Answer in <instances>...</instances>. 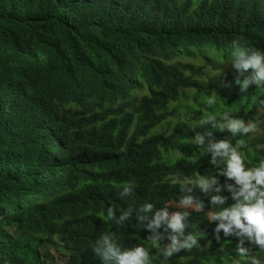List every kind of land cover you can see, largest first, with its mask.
I'll return each mask as SVG.
<instances>
[{
	"label": "clouds",
	"instance_id": "clouds-1",
	"mask_svg": "<svg viewBox=\"0 0 264 264\" xmlns=\"http://www.w3.org/2000/svg\"><path fill=\"white\" fill-rule=\"evenodd\" d=\"M169 3L0 0V264H47L45 246H33L43 232L40 213L67 198L77 176L91 168L89 154L68 146L51 104L73 107L112 94L138 80L145 66L157 62L164 52L175 50ZM232 49V68L238 73L236 85L241 92L246 93L252 85L264 86V52L247 49L238 40L232 42ZM136 92L132 91L130 98ZM216 99L214 93L207 99L208 105H214ZM205 122L233 136L248 134L257 127L228 113L221 120L210 117ZM194 142L205 146V136L198 134ZM244 143L238 140L233 145L223 140L206 146L212 154L210 163L217 167L226 163L227 171L221 174L239 186L227 185L234 204L214 207L208 215L212 222H219L215 229L218 242L221 230L226 237L241 238L236 248L239 259L233 258L230 264H264L245 247L243 239L247 237L264 252V161L257 167H247L240 151ZM195 184L205 194L222 191L215 187L216 176H198ZM131 192V186L125 185L121 196ZM228 199L215 195L211 204L225 205ZM180 205L194 206L197 211L205 208L202 201L194 202L191 196H185ZM153 209L150 203L139 209L144 214L139 216L144 228ZM188 215L179 211L170 215L163 208L149 220L147 228L152 234L148 241L158 245L170 240L163 250L165 258L198 246V234L185 236ZM107 217L122 226L132 218V209L117 218L115 208L110 207ZM164 223L172 235L159 231ZM93 250L105 264H151L144 246L122 250L112 233L101 234Z\"/></svg>",
	"mask_w": 264,
	"mask_h": 264
},
{
	"label": "trees",
	"instance_id": "trees-1",
	"mask_svg": "<svg viewBox=\"0 0 264 264\" xmlns=\"http://www.w3.org/2000/svg\"><path fill=\"white\" fill-rule=\"evenodd\" d=\"M169 2L168 21L170 34L177 42L175 50L164 52L157 62L145 66L138 80L112 94L73 107L51 104L68 146L89 154L92 164L90 170L77 176L67 198L40 213L43 232L33 246H45L43 256L47 264H105L93 250L103 233L114 234L122 250L144 246L149 252L151 242L147 237L152 232L147 224L155 211L163 208L170 215L177 211L189 213L184 221L189 225L185 236L198 234V246L175 253L168 264H230L233 258L239 259L236 248L241 238L226 237L221 230L218 242L215 229L219 222H212L208 215L214 207L222 209L234 204L227 185L237 189L239 186L221 174L225 173L226 163H220L219 167L210 163L212 154L206 146L223 140L235 145L243 140L240 151L246 166H259L264 161V104L260 103L264 96L247 101V92H241L236 85L238 73L232 68V56L227 64L218 65L204 48L232 53V42L238 40L247 49L264 52V0ZM185 58H203L214 70ZM194 89L206 99L215 93L217 99L233 108L224 113L245 123H255L256 130L233 136L226 129L221 131L207 124L208 114L197 120L186 119L188 110L174 109ZM134 90L137 92L130 98ZM240 103L245 104L237 110ZM223 114L213 117L221 120ZM164 123H171L173 129L156 133ZM207 132L212 135L207 136ZM198 134L205 136V146L194 142ZM198 176H216L215 187L222 191L203 193L195 184ZM125 185L131 186L132 192L121 196ZM188 187L193 190L183 191ZM215 195L229 199L225 205L213 206L211 198ZM185 196L193 197L194 202L202 201L204 210L182 207L180 201ZM147 203L153 204L154 209L147 214L144 228L139 220L144 214L139 209ZM110 207L115 208L117 218L132 209V218L121 226L108 219ZM159 231L165 236L172 235L166 223ZM243 239L252 255L264 261V252L247 237Z\"/></svg>",
	"mask_w": 264,
	"mask_h": 264
},
{
	"label": "rangeland",
	"instance_id": "rangeland-1",
	"mask_svg": "<svg viewBox=\"0 0 264 264\" xmlns=\"http://www.w3.org/2000/svg\"><path fill=\"white\" fill-rule=\"evenodd\" d=\"M206 55L211 56L213 61H216V64L222 65L227 64L230 60L231 53L226 52L225 50H215L213 47H207L205 48ZM188 61H196L201 66H207L209 70H214L212 66H210L206 61H204L203 58L200 59H192V58H185ZM236 75V74H235ZM237 76V75H236ZM146 93L148 91H145ZM247 98L248 99H254L257 96H264V86L258 87L256 85L250 86V88L247 91ZM198 98V100L195 102V99ZM247 100V101H248ZM252 100V101H254ZM245 103H247L245 101ZM245 103H240L237 110L242 107ZM179 108L188 110L186 115L184 117L186 119H194L197 120L202 114H208L209 117H213L215 115L223 114L224 112L228 110H233L228 104L224 103L223 101L216 99V102L214 105L209 106L207 103V99L200 96L199 91L197 89L191 90L189 95H185L184 100L178 103V108L174 109L175 111H178ZM235 110V108H234ZM180 117V115L178 114ZM174 125L171 123H164L160 125L156 129V133H165L169 132L173 129ZM252 137H250L247 140H251ZM225 172L227 171V165L224 167ZM170 243L169 240L165 239L159 242L158 245H153L150 243L148 245L149 247V254L151 259V264H168L169 258H165L163 256V250L167 246V244ZM174 255V254H173Z\"/></svg>",
	"mask_w": 264,
	"mask_h": 264
}]
</instances>
